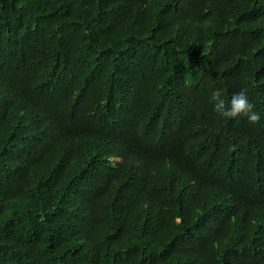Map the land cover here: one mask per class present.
<instances>
[{
    "label": "trees",
    "instance_id": "1",
    "mask_svg": "<svg viewBox=\"0 0 264 264\" xmlns=\"http://www.w3.org/2000/svg\"><path fill=\"white\" fill-rule=\"evenodd\" d=\"M0 264H264V0H0Z\"/></svg>",
    "mask_w": 264,
    "mask_h": 264
},
{
    "label": "clouds",
    "instance_id": "2",
    "mask_svg": "<svg viewBox=\"0 0 264 264\" xmlns=\"http://www.w3.org/2000/svg\"><path fill=\"white\" fill-rule=\"evenodd\" d=\"M213 105V112L217 119H237L245 118L250 124H256L261 121V115L255 111V105L250 101L247 92L241 90L231 95L225 103L222 94L214 93L210 97Z\"/></svg>",
    "mask_w": 264,
    "mask_h": 264
}]
</instances>
